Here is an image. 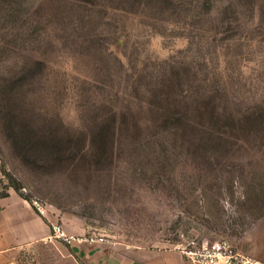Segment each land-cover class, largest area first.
<instances>
[{
	"label": "rangeland",
	"instance_id": "374dc122",
	"mask_svg": "<svg viewBox=\"0 0 264 264\" xmlns=\"http://www.w3.org/2000/svg\"><path fill=\"white\" fill-rule=\"evenodd\" d=\"M0 160L72 235L264 264V0H0Z\"/></svg>",
	"mask_w": 264,
	"mask_h": 264
},
{
	"label": "crops",
	"instance_id": "0c3cea01",
	"mask_svg": "<svg viewBox=\"0 0 264 264\" xmlns=\"http://www.w3.org/2000/svg\"><path fill=\"white\" fill-rule=\"evenodd\" d=\"M59 216H40L16 190H4L0 175V264H189L177 247L131 245L119 241L75 242L51 238Z\"/></svg>",
	"mask_w": 264,
	"mask_h": 264
},
{
	"label": "built area",
	"instance_id": "2783aa9c",
	"mask_svg": "<svg viewBox=\"0 0 264 264\" xmlns=\"http://www.w3.org/2000/svg\"><path fill=\"white\" fill-rule=\"evenodd\" d=\"M1 164V160H0ZM36 212L45 218L49 215L50 207L39 199L31 201ZM52 235L54 240L61 241L65 244L71 245L75 242H95L105 241L106 239L84 238L68 233L65 227L59 223L51 224ZM181 249V248H179ZM189 264H261L247 255L240 252L231 243L226 240H219L211 245L193 244L188 248L181 249Z\"/></svg>",
	"mask_w": 264,
	"mask_h": 264
},
{
	"label": "trees",
	"instance_id": "16d2710c",
	"mask_svg": "<svg viewBox=\"0 0 264 264\" xmlns=\"http://www.w3.org/2000/svg\"><path fill=\"white\" fill-rule=\"evenodd\" d=\"M14 188H15V190L19 191V188L18 187H14Z\"/></svg>",
	"mask_w": 264,
	"mask_h": 264
}]
</instances>
